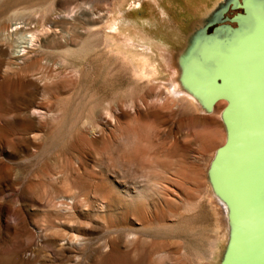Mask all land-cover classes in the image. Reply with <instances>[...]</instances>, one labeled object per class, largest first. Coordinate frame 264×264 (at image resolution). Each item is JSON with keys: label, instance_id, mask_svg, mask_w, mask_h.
<instances>
[{"label": "rangeland", "instance_id": "1", "mask_svg": "<svg viewBox=\"0 0 264 264\" xmlns=\"http://www.w3.org/2000/svg\"><path fill=\"white\" fill-rule=\"evenodd\" d=\"M231 1L0 0V264H220L228 214L207 170L226 101L205 112L177 78L187 63L202 101L264 98V0L208 36L236 26ZM256 136L244 152L264 166ZM240 146L215 161L230 193L263 179L237 168ZM243 234L234 259L264 253L262 232Z\"/></svg>", "mask_w": 264, "mask_h": 264}, {"label": "water", "instance_id": "2", "mask_svg": "<svg viewBox=\"0 0 264 264\" xmlns=\"http://www.w3.org/2000/svg\"><path fill=\"white\" fill-rule=\"evenodd\" d=\"M242 4L238 2V0H232L231 3L233 7H241L242 12H238L235 14L231 20L236 23L235 27L226 26L225 28H217L214 34H209V37L215 36L220 30H228L232 32V34L237 33L242 26V22L251 16L252 11L248 8L247 0H242ZM225 8L222 10L224 11ZM178 69L179 60H176ZM245 78H250L251 75L247 69L243 70ZM257 69H251L252 76H256ZM258 76V75H257ZM177 80L180 82L179 77ZM216 82L221 83L222 78L220 75L216 76ZM250 81H244L242 84L250 85ZM242 86V85H241ZM185 89V87H183ZM186 90V89H185ZM185 92L189 93L193 98L199 100L198 96L190 91L186 90ZM251 93L250 91H248ZM248 92H243L242 96H249ZM219 100H225L226 105L221 110L220 117L221 122L224 126L226 140L225 143L218 147L214 153V156L210 162V165L207 170V178L209 184L212 188V191L215 192L217 196H219L228 207V238L225 250L223 252V256L221 258L220 264H264V253H261L258 256L254 255H242L234 259L232 257V250L236 245L238 240V233L242 230L245 233L244 241H246L255 230H258L264 234V166H257L256 163L259 162L258 158L255 156V151H245V146L250 147L248 144H252L254 139L257 138L256 134L263 135L264 138V98L259 99L260 101L249 100L247 98H243L238 101H232L225 94H217L210 101H206L205 103L201 102L203 107L205 108V112H212L213 106ZM262 100V101H261ZM237 110V117L235 120H231L229 118V113L232 109ZM234 139L240 140L242 143V152L241 158L235 162L237 168L240 169V172H247V174H254L258 172L262 175L263 179L256 181H245L243 183L242 177L235 178L234 183L237 185V190L234 193H230L225 190L222 186L218 185L213 178V173L215 171V161L220 156L221 152L224 150L226 146H228L231 141ZM245 145V146H244ZM264 161V159H263ZM262 169V170H260ZM241 204L242 212L245 213V216L249 217L247 224L242 225V228L238 231L236 222H235V214L237 204ZM256 217V222L253 219ZM252 218V219H250ZM243 238V237H242Z\"/></svg>", "mask_w": 264, "mask_h": 264}, {"label": "bare ground", "instance_id": "3", "mask_svg": "<svg viewBox=\"0 0 264 264\" xmlns=\"http://www.w3.org/2000/svg\"><path fill=\"white\" fill-rule=\"evenodd\" d=\"M184 3V2H183ZM179 5V4H178ZM185 11V10H184ZM241 30H239V32H240ZM232 34V33H231ZM161 48V47H160ZM207 57V56H206ZM209 57V56H208ZM205 58V57H204ZM216 58V56L213 58V59H215ZM212 59V60H213ZM142 60H143V62H144V64L148 67V69L150 70V71H152V72H155L156 70H157V66H156V64L151 60V58H148V57H146V56H144L143 58H142ZM205 60H207L206 58H205ZM213 62H214V60H213ZM216 62V61H215ZM185 64H187V63H184V68L182 69V67H181V62L179 61V65H180V67H181V75H180V82H181V87H182V89L184 90V91H186V90H190L191 91V89H190V87L188 86V84L185 82V80H184V76H185V74H186V71L188 70L187 69V67H186V65ZM211 64H213V63H211ZM214 64H216V63H214ZM212 67V69H213V66H211ZM215 67V66H214ZM217 67V66H216ZM208 69H211V68H207V70ZM211 72H213V71H211ZM191 75V74H190ZM189 75V76H190ZM218 75V74H217ZM183 87H185V89L183 88ZM179 89H180V87H179ZM180 91V93L182 92V90H179ZM187 93V92H186ZM187 94H189V93H187ZM196 94V93H195ZM197 96H198V94H196ZM193 97V96H192ZM213 97V96H212ZM229 97V96H228ZM198 98H199V100L201 101V102H203V103H205L206 101H202L201 99H200V97L198 96ZM205 98V97H204ZM211 98V97H210ZM210 98H208V99H210ZM230 98V97H229ZM195 99V98H194ZM199 100H197V99H195V101L198 103V105L200 106V108L202 109V110H204L205 111V108L203 107V105L201 104V102L199 101ZM204 100V99H203ZM210 101V100H209ZM220 101V100H219ZM220 104H221V102H218L217 101V104L215 105V106H213V110H214V108H218L219 106H220ZM226 105V103H224V105H223V107H222V109L224 108V106ZM198 106V107H199ZM221 109V110H222ZM231 112V111H230ZM230 117V116H229ZM225 140H226V135H225V137H224V142L222 143V145L225 143ZM235 140V139H234ZM221 145V146H222ZM235 145V144H234ZM237 145V144H236ZM229 146V145H228ZM235 147V149H236V146H234ZM241 152V151H240ZM222 155V154H221ZM233 157V156H232ZM241 157V156H240ZM239 157V158H240ZM230 160V159H229ZM232 160V159H231ZM230 160V161H231ZM230 161H229V164H230ZM220 162V161H219ZM228 163V162H227ZM221 164V163H220ZM219 164V165H220ZM228 164V165H229ZM232 165V164H231ZM230 167V166H229ZM232 168V167H231ZM228 170H229V168H227ZM218 170H219V168H218ZM227 170V171H228ZM231 171V170H230ZM238 172V171H237ZM244 172V171H243ZM230 173V172H229ZM231 174V173H230ZM241 175V174H240ZM244 175H245V172H244ZM231 176V175H230ZM230 176H228V177H230ZM231 178V177H230ZM244 178V177H243ZM216 183L218 182V181H216V180H214ZM230 181V180H229ZM243 181H244V179H243ZM231 182V181H230ZM231 184V183H230ZM218 185L219 186H221L222 185V182L220 183V182H218ZM232 186V185H231ZM233 187V186H232ZM232 190H234V188H232ZM234 192V191H233ZM215 193V192H214ZM216 195V194H215ZM216 197L219 199V201H220V203L224 206V208H225V211H226V213L228 214V207H227V205L225 204V202L219 197V196H217L216 195ZM237 204V203H236ZM239 207V206H238ZM238 211V210H237ZM239 214H240V212H238ZM244 215V214H243ZM239 216V215H238ZM244 218H245V216H244ZM238 220H239V218H238ZM241 221V220H240ZM240 221H239V223H240ZM241 235V234H240ZM239 237V236H238ZM242 237V236H241ZM240 241V240H239ZM237 244V243H236ZM238 246V245H237ZM236 247V246H235ZM234 252V251H233ZM236 252V251H235Z\"/></svg>", "mask_w": 264, "mask_h": 264}]
</instances>
